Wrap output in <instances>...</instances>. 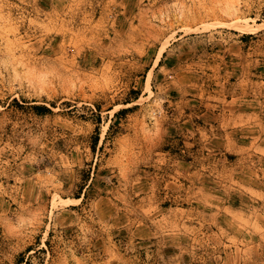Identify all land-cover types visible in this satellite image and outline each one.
<instances>
[{
	"label": "rangeland",
	"instance_id": "obj_1",
	"mask_svg": "<svg viewBox=\"0 0 264 264\" xmlns=\"http://www.w3.org/2000/svg\"><path fill=\"white\" fill-rule=\"evenodd\" d=\"M0 264H264V0H0Z\"/></svg>",
	"mask_w": 264,
	"mask_h": 264
},
{
	"label": "bare ground",
	"instance_id": "obj_2",
	"mask_svg": "<svg viewBox=\"0 0 264 264\" xmlns=\"http://www.w3.org/2000/svg\"><path fill=\"white\" fill-rule=\"evenodd\" d=\"M239 27V26H238ZM159 62V59H158V61H157V63ZM149 90H150V88H149ZM76 200V199H75Z\"/></svg>",
	"mask_w": 264,
	"mask_h": 264
}]
</instances>
